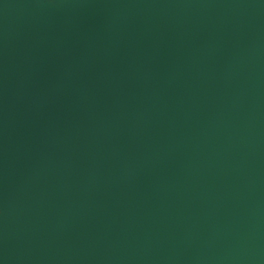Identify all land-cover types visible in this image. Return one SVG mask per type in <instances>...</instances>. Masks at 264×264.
I'll return each instance as SVG.
<instances>
[{"label": "water", "instance_id": "1", "mask_svg": "<svg viewBox=\"0 0 264 264\" xmlns=\"http://www.w3.org/2000/svg\"><path fill=\"white\" fill-rule=\"evenodd\" d=\"M0 264H264V0H0Z\"/></svg>", "mask_w": 264, "mask_h": 264}]
</instances>
